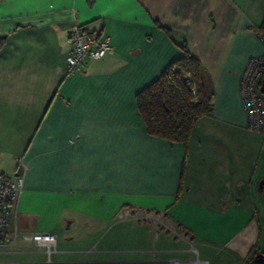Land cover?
<instances>
[{"label":"crops","instance_id":"0c3cea01","mask_svg":"<svg viewBox=\"0 0 264 264\" xmlns=\"http://www.w3.org/2000/svg\"><path fill=\"white\" fill-rule=\"evenodd\" d=\"M263 23L264 0H0V172L23 175L0 264L264 256V137L245 129L239 95L248 59L264 51ZM74 26L112 52L68 73ZM182 46L201 64L211 111L185 143H168L148 135L136 95ZM124 210L156 223H115ZM20 233L55 235L57 253L48 262ZM113 243L142 248L98 260L95 248Z\"/></svg>","mask_w":264,"mask_h":264},{"label":"built area","instance_id":"2783aa9c","mask_svg":"<svg viewBox=\"0 0 264 264\" xmlns=\"http://www.w3.org/2000/svg\"><path fill=\"white\" fill-rule=\"evenodd\" d=\"M255 33L264 46V34L257 29H255ZM69 40L71 51L65 58L68 73L80 72L86 60L98 61L112 52V47L107 38H102L81 26L72 28ZM263 78L264 51L259 56L248 59L239 81V95L246 120L245 129L264 137V95L259 92V85ZM17 163L18 166L22 167L20 159H17ZM22 190L23 175L18 172L11 175L0 172V246L3 245L14 206ZM128 216V210L119 214V218L123 220H128ZM151 220L154 224L156 223L154 218ZM19 236L23 240L32 241L38 246H44L48 262L50 255L57 253L56 237L53 234L20 233ZM171 264H181V262L174 260Z\"/></svg>","mask_w":264,"mask_h":264},{"label":"trees","instance_id":"16d2710c","mask_svg":"<svg viewBox=\"0 0 264 264\" xmlns=\"http://www.w3.org/2000/svg\"><path fill=\"white\" fill-rule=\"evenodd\" d=\"M256 29L264 34V23ZM2 45L0 41V49ZM181 50L182 57L136 95V108L146 132L168 143H185L199 119L211 111L201 64L185 46Z\"/></svg>","mask_w":264,"mask_h":264},{"label":"rangeland","instance_id":"374dc122","mask_svg":"<svg viewBox=\"0 0 264 264\" xmlns=\"http://www.w3.org/2000/svg\"><path fill=\"white\" fill-rule=\"evenodd\" d=\"M125 211V210H124ZM130 217H133V218H135L137 221H139V222H145V221H147L148 222V220L147 219H153L154 218V215L153 214H151L150 216L149 215H146L145 213L144 214H141V215H136V216H134L133 214H130V212H129V216H128V220L130 219ZM125 221H127V220H123V219H120L119 218V215H117V219H116V222L115 223H118V222H125ZM148 225V224H147ZM156 227H158V225H156ZM161 228V227H160ZM159 230H161V229H156L155 230V232H154V234H152V236H151V240H150V243H149V249L148 250H155V251H157L158 249V247H157V245H156V243H155V241H156V239H157V235L159 234ZM108 238V237H107ZM107 240V239H106ZM108 242V241H107ZM107 248L108 249H106V248H101V246H98L97 248H95L96 249V251H99V252H105V254H102L101 256H98L97 258H98V260H102V259H106V260H110V259H118V260H123V259H125V256L124 255H122V254H119V253H121L122 251H128V249L127 248H129V253L131 252V254H133V253H136V251H141V250H139L140 248H142V247H140V246H138V244H136V245H133V244H126L125 246H123V247H121L120 246V243H113V244H111V245H109V246H107ZM61 248H60V246H58V250H60ZM120 249H124V250H120ZM108 253V254H107ZM128 256H130V255H128ZM129 258H131V259H139L140 258V256L139 255H133V256H131V257H129Z\"/></svg>","mask_w":264,"mask_h":264},{"label":"water","instance_id":"95a60500","mask_svg":"<svg viewBox=\"0 0 264 264\" xmlns=\"http://www.w3.org/2000/svg\"><path fill=\"white\" fill-rule=\"evenodd\" d=\"M259 92L264 95V78L260 82ZM248 264H264V256L257 254Z\"/></svg>","mask_w":264,"mask_h":264}]
</instances>
